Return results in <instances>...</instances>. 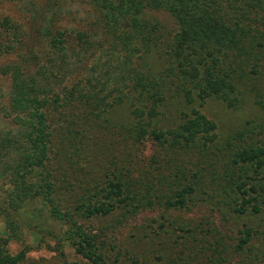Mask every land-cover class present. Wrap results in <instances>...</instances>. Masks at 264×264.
Instances as JSON below:
<instances>
[{
  "label": "trees",
  "instance_id": "16d2710c",
  "mask_svg": "<svg viewBox=\"0 0 264 264\" xmlns=\"http://www.w3.org/2000/svg\"><path fill=\"white\" fill-rule=\"evenodd\" d=\"M90 2L99 13V34L50 32L51 54L43 63L34 64L33 72L28 61L38 59L35 55L22 57L2 71L11 79L10 108L26 113L31 121L17 131H0V221L6 234V238L0 237V264H24L31 249L24 230L38 237L37 247L50 249L45 241L50 238L55 241L53 251L62 253L67 245L87 264H108L102 252L104 242L81 219L105 217L116 209L122 211V217L133 216L153 202L124 183L121 159L106 144L105 132H116L132 146L152 142L166 155L183 157L207 150L216 140V125L201 114L203 105L215 99L237 108L241 85L246 93L253 84L263 82L264 0ZM155 12L173 19L176 29L172 34L164 36L161 24L152 17ZM1 27L7 30L9 24L0 18ZM5 50L16 48L12 45ZM91 52L93 64L103 60L102 69L97 73L94 65L91 73L74 80L79 63ZM153 57L160 68L151 66ZM256 99L264 112V98L257 91ZM174 101L186 111L164 129L160 120ZM120 106L128 110L125 125L112 121V111ZM57 110L60 114L69 111L62 119V126L69 129L67 141V133L61 140L72 148L69 154L65 145L58 148L51 128L48 115ZM233 140L238 145L229 153L218 179L211 170L217 169L219 156L211 152L212 158L208 152L201 157L206 168L195 162L189 168L171 169V176L163 179L179 178L181 187L174 197L161 198L168 208L185 209L198 189H208L216 181L222 194H227L231 219L258 222L256 227L245 225L241 232L236 250L242 252L254 238L264 237V120L246 125ZM61 158L69 161L68 169L60 165ZM76 165L78 172L68 176ZM78 176L93 184L77 192L71 204L60 192L82 187V180H72ZM61 177L71 181L61 186L65 183ZM52 224L60 227L58 232ZM10 242L21 243L23 249L10 254ZM199 250L197 245L188 249L201 258Z\"/></svg>",
  "mask_w": 264,
  "mask_h": 264
},
{
  "label": "rangeland",
  "instance_id": "374dc122",
  "mask_svg": "<svg viewBox=\"0 0 264 264\" xmlns=\"http://www.w3.org/2000/svg\"><path fill=\"white\" fill-rule=\"evenodd\" d=\"M152 17L161 24L165 37L175 31L173 19L167 13L155 12L152 13ZM0 18L5 19L9 24L7 30L3 27L0 30V131L4 133L17 131L30 122L31 118L26 113H15L10 108L11 79L2 71L22 57L35 55L38 59L28 61L29 69L33 72V65L43 63L51 54L50 32L53 34L61 30L66 35L78 36L79 33H87L93 36L100 32L101 24L99 13L90 0H0ZM19 39L21 43L16 44ZM72 44L75 46L76 42L72 40ZM12 45L15 46L16 51L7 53L5 48ZM93 54L91 52L79 63L77 74L73 76L76 77L74 80L87 76L94 65L97 67V73L102 69L103 60L98 65L93 64ZM98 54L99 52L96 51L95 55ZM150 64L154 69L160 68L157 57L151 58ZM249 89L255 91L251 92ZM256 91L261 98H264V78L260 86L253 84L246 93L245 87L241 85L240 104L237 108H228L215 99H210L203 105L200 109L201 114L216 125V140L207 149L209 151H195L183 157L178 154L166 155L162 148H157L152 142L132 146L123 141L116 132L112 130L105 132L106 144L115 149L121 159L119 164L123 167L124 183L130 184L129 190L137 192L138 196H147L153 202L150 207L140 208L133 216L122 217V211L116 209L105 217L81 219L83 225H90V229L94 230L93 233L104 242L102 252L108 264H211L208 262L211 261L208 260L209 258L221 259L220 264H264L263 235L254 238L242 252L236 250L239 239L243 237L241 232L244 228L252 225L256 227L258 222L234 216L231 219L232 214L227 208V194H222L216 181H212L214 185L208 189L206 187L202 190L198 189L192 202L185 209L168 208L163 205L164 198H161L164 195L174 197V192L181 187L179 178L169 181L171 169L179 166L189 168L195 162L203 164L206 168L208 165L201 157L208 152L211 157L213 156L211 152H214L220 159L217 169L211 170L215 180L222 175L221 172L219 173L222 165L232 149L238 145L233 140L235 134L245 131V126L248 124L258 125L264 120L263 109L256 99ZM58 111L50 112L48 117L51 128L55 131L58 148L60 145H65V153L69 154L72 148H67L66 143L61 141L65 133H67L65 136L67 141L69 129L66 124L62 126V119L67 117L69 111L65 110L62 114ZM182 111L185 112L186 109H182L178 102H170L164 110L159 125L164 129L173 126ZM128 119V110L125 107L120 106L112 111L113 122L125 125ZM61 159L62 168L68 169L67 158ZM78 170L77 165L71 167L68 176H73ZM167 174L169 177L164 180L163 177ZM80 176L72 180H82V187L60 192L62 199H66L68 203H74L75 194L84 192L93 184V181L89 183ZM61 179L65 182L61 186L71 181V178L61 177ZM206 184L208 182L205 181L204 185ZM29 210L32 208L30 207ZM43 210L46 215V208ZM50 226L57 232L60 229L54 224ZM24 231L27 244L31 248L24 264H87L67 245L62 247V253L53 251L51 247L54 246L55 241L50 238L45 239L51 246L50 249L43 245L37 247L38 237ZM0 237L6 238L1 221ZM193 245L200 248L201 258H196L188 251ZM22 249L23 245L19 242H10L8 245V251L12 255Z\"/></svg>",
  "mask_w": 264,
  "mask_h": 264
}]
</instances>
